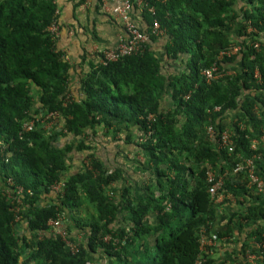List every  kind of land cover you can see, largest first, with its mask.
I'll list each match as a JSON object with an SVG mask.
<instances>
[{"label": "trees", "instance_id": "16d2710c", "mask_svg": "<svg viewBox=\"0 0 264 264\" xmlns=\"http://www.w3.org/2000/svg\"><path fill=\"white\" fill-rule=\"evenodd\" d=\"M131 2L148 36L142 51L102 64L99 50L71 88L55 0H0V188L11 178L24 189L17 211L0 189V264H241L247 249L264 264V247L251 245L264 241V191L232 173L253 158L264 176V0ZM91 5L114 19L102 0ZM213 64L208 80L202 70ZM52 111L59 128L36 121L20 134L24 121ZM209 125L230 130L231 153ZM210 172H226L219 202ZM56 182L62 194L50 195ZM58 213L80 237L75 252L47 234ZM202 235L235 244L228 262L200 248Z\"/></svg>", "mask_w": 264, "mask_h": 264}, {"label": "built area", "instance_id": "2783aa9c", "mask_svg": "<svg viewBox=\"0 0 264 264\" xmlns=\"http://www.w3.org/2000/svg\"><path fill=\"white\" fill-rule=\"evenodd\" d=\"M90 2L91 0H84L86 6H88ZM137 3L140 5L142 0H137ZM132 6L131 0H102V9L106 13L112 15V17L123 26L125 29V35L119 36L118 42L114 47H108L101 50V57L98 60L99 63L105 64L106 62L116 60L121 56L142 51L144 44L147 42L148 36L147 34L140 31L139 27L133 20ZM150 10L154 12L153 8H150ZM48 29L54 35H56L58 31V25L53 22ZM151 32L155 35L162 33L159 23L156 20L153 21ZM237 48L238 47H233L227 51H221L218 57H222L223 55H232L236 53ZM216 70L217 67L213 64L210 68L202 70V74L206 79L209 80L217 76V74H215ZM255 76H258L257 71L255 72ZM149 117H152V115H149ZM36 121H40L41 125L43 123V129L46 132H51L54 128H59L61 125L58 120V112L52 111L48 112L46 115H43L41 118L36 116L24 121L21 126L20 134L32 130L36 125ZM46 124L49 126L47 127ZM207 133L209 137L216 142V146L219 149H226L229 153L233 151V140L230 130L224 129L219 134H215L213 127L209 125L207 127ZM251 148L256 149L255 139L251 141ZM232 173L234 174L236 180H242L244 177L245 179L248 178L250 185H255L259 192L264 191V176L255 174L253 158H242L240 161L236 162L232 168ZM225 174L226 172L222 175L216 176L212 172L208 173V181L210 182L209 193L213 198L215 197L216 202L221 201L223 197L222 192L219 193V190L223 186V177ZM242 175L244 177H242ZM0 189L2 194L9 200V202L13 204V209L17 211L22 204L24 195L23 187L20 185H14L13 180L11 178H7L5 180L4 186H2ZM62 190L63 183L56 182L50 186V195H61ZM27 192L30 193L29 190ZM108 193L111 194L109 191ZM228 197L233 200V197L230 194H228ZM65 220L66 219L63 213H58L56 217L50 218L47 222V225L49 226L47 234L60 237L65 246L69 250L75 252L78 248L80 237L78 236L73 239L70 238L71 235L65 228ZM16 221H18V217ZM42 235V233H39L38 237H41ZM214 243H216V241H214L211 237L202 235L200 238L201 249H204L205 246L212 248ZM251 245L256 249H260L261 247H264V241L261 243L253 241ZM258 259H261V254L253 253L247 249L245 253V260L241 264H255ZM228 260L229 259L226 261L228 262ZM195 264H202V261L199 257Z\"/></svg>", "mask_w": 264, "mask_h": 264}, {"label": "crops", "instance_id": "0c3cea01", "mask_svg": "<svg viewBox=\"0 0 264 264\" xmlns=\"http://www.w3.org/2000/svg\"><path fill=\"white\" fill-rule=\"evenodd\" d=\"M92 1L86 6L84 1L80 0H55L60 24L56 43L72 66L69 76L71 88H74V83L78 85L79 76L81 72L87 70L88 61L96 60L99 50L114 47L122 34L120 23L115 19L111 20L101 11H96L91 5ZM92 31L95 32L93 36ZM71 90L74 94L76 88ZM224 206L223 209L227 214L230 213L229 210L234 209L230 204ZM221 217L217 224L223 223L224 220L221 219H225L226 215L222 214ZM233 247H235L234 243L220 239L212 245L210 253L217 261L224 255L230 259L232 254L227 253Z\"/></svg>", "mask_w": 264, "mask_h": 264}, {"label": "rangeland", "instance_id": "374dc122", "mask_svg": "<svg viewBox=\"0 0 264 264\" xmlns=\"http://www.w3.org/2000/svg\"><path fill=\"white\" fill-rule=\"evenodd\" d=\"M42 127H43V123H42V125H41ZM46 126L48 127L49 125L48 124H46ZM114 145L110 142V143H107V146L105 147L106 149H108V150H111V148L113 149L114 147H113ZM75 162L74 163H72L73 165H78L77 164V162H76V160H74ZM86 205L85 204H83L82 206H81V208H80V212L82 213V215H86V213H85V209H86V207H85ZM224 213H225V215H227V212L224 210ZM220 218H222V217H220ZM221 220H224V219H221Z\"/></svg>", "mask_w": 264, "mask_h": 264}]
</instances>
